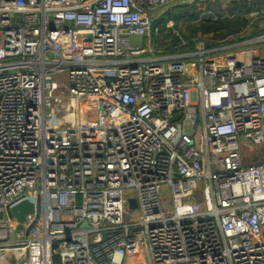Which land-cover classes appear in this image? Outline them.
Listing matches in <instances>:
<instances>
[{
  "label": "built area",
  "instance_id": "built-area-1",
  "mask_svg": "<svg viewBox=\"0 0 264 264\" xmlns=\"http://www.w3.org/2000/svg\"><path fill=\"white\" fill-rule=\"evenodd\" d=\"M206 1L0 0L13 264H264V9L224 39L168 19L180 43L154 46L157 8Z\"/></svg>",
  "mask_w": 264,
  "mask_h": 264
},
{
  "label": "trees",
  "instance_id": "trees-1",
  "mask_svg": "<svg viewBox=\"0 0 264 264\" xmlns=\"http://www.w3.org/2000/svg\"><path fill=\"white\" fill-rule=\"evenodd\" d=\"M178 8H181L183 13L188 14L185 18L180 14L172 15V20L176 23L180 19H183V23L186 22L185 31L180 27V30L178 29L183 38L191 39L200 34L210 33L215 39H224L236 36L241 32L248 23L249 14L253 11L264 9V0H222L206 1L203 3H181L178 5ZM187 32L188 34H186ZM166 35L178 38L172 34L171 29L164 26V32L161 29V37ZM158 39L157 43H161V40ZM169 44L175 45L177 43L165 42L164 46L161 44V47L168 46Z\"/></svg>",
  "mask_w": 264,
  "mask_h": 264
},
{
  "label": "rangeland",
  "instance_id": "rangeland-1",
  "mask_svg": "<svg viewBox=\"0 0 264 264\" xmlns=\"http://www.w3.org/2000/svg\"><path fill=\"white\" fill-rule=\"evenodd\" d=\"M173 5L174 4H172V5H166V6H160V8H157V15H158L157 22L159 23L160 27L162 28V32H164V24H165V22L168 19H173L172 18V15H175V14L176 15H179L180 14L184 18L188 16L187 13H183L182 12V9L181 8H178V6L174 7ZM182 20L183 19H180L177 23L174 20H172L173 23H174V28H176V30H178V29L180 30V28L184 30V27L186 26V22L183 23ZM186 34H188V32ZM172 37H173L172 35L171 36H169V35L163 36L160 39H158V40H161L160 41L161 43H157L158 42L157 41V42L154 43V46L156 48H158V49H162L164 47H161V44L164 46L165 42H167V43H177V44L180 43V39H178V38H172ZM135 41L137 43H140V44L143 43V40H141V39H136ZM189 46H190V42H188L185 45L186 48H188ZM257 151H259V149L255 148L253 146L243 147L241 149V154H242L243 157H248V156L254 154ZM260 158H261V156L258 154V156L255 158V160H259ZM140 253L143 255V260L138 258V259H136L135 262H133L132 259H127L126 261L128 263H130V264L131 263L132 264H146V262H145V260H146V258H145V249H143V251L140 252Z\"/></svg>",
  "mask_w": 264,
  "mask_h": 264
},
{
  "label": "water",
  "instance_id": "water-1",
  "mask_svg": "<svg viewBox=\"0 0 264 264\" xmlns=\"http://www.w3.org/2000/svg\"><path fill=\"white\" fill-rule=\"evenodd\" d=\"M178 5H180V3L174 4L173 6L176 7ZM128 202L131 207H135L136 205L135 199L129 198ZM36 209L38 215V211H39L38 204L36 206ZM32 210H33V205L30 202L22 201L12 206L9 210V214L14 216L21 224V222L25 219L26 214L31 212ZM83 224L85 225L86 223L84 222ZM19 227H21V225H19ZM26 232H28V230ZM19 257H20V253L16 251L0 252V264H13Z\"/></svg>",
  "mask_w": 264,
  "mask_h": 264
},
{
  "label": "crops",
  "instance_id": "crops-1",
  "mask_svg": "<svg viewBox=\"0 0 264 264\" xmlns=\"http://www.w3.org/2000/svg\"><path fill=\"white\" fill-rule=\"evenodd\" d=\"M159 50H162V52H164V48H162V49H159ZM139 258L143 260V256H142V254H141V253H140V255H139Z\"/></svg>",
  "mask_w": 264,
  "mask_h": 264
},
{
  "label": "bare ground",
  "instance_id": "bare-ground-1",
  "mask_svg": "<svg viewBox=\"0 0 264 264\" xmlns=\"http://www.w3.org/2000/svg\"><path fill=\"white\" fill-rule=\"evenodd\" d=\"M132 264V263H131Z\"/></svg>",
  "mask_w": 264,
  "mask_h": 264
}]
</instances>
